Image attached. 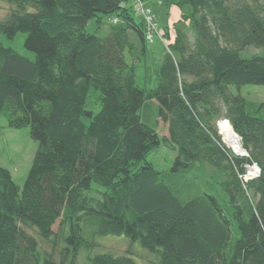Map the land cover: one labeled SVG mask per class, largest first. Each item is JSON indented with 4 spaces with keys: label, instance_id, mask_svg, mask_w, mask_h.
<instances>
[{
    "label": "trees",
    "instance_id": "1",
    "mask_svg": "<svg viewBox=\"0 0 264 264\" xmlns=\"http://www.w3.org/2000/svg\"><path fill=\"white\" fill-rule=\"evenodd\" d=\"M7 1L17 9L0 20V115L38 145L22 187L0 166V264H78L107 234L139 242L158 264H264V102L231 90L264 85V54L240 55L264 47V0H164L180 19L149 88L125 58L145 40L123 0ZM105 14L117 20L101 36ZM17 32L32 56L5 43ZM150 102L155 126L138 112ZM220 119L248 156L222 141ZM161 140L177 150L163 170L146 161ZM252 162L260 173L243 180ZM57 221L68 232L55 260L27 228L49 239ZM126 252L90 264H136Z\"/></svg>",
    "mask_w": 264,
    "mask_h": 264
},
{
    "label": "rangeland",
    "instance_id": "2",
    "mask_svg": "<svg viewBox=\"0 0 264 264\" xmlns=\"http://www.w3.org/2000/svg\"><path fill=\"white\" fill-rule=\"evenodd\" d=\"M143 1L144 3H142L144 6L151 9V7L146 4L145 0ZM122 4L129 8L131 15L135 18L136 22H140L141 20L144 21L143 16H141L140 12L136 8L134 0H123ZM27 8L29 9V7ZM162 8L165 9V6H153V10H160L159 13L154 12L157 17L153 15L155 21L159 23L165 22V10ZM13 9H17L15 2L0 0V20H3ZM113 18L114 14L102 15V25L97 31L99 35L104 36L107 34V25ZM85 29L87 32H95L97 29L96 18H92L87 23ZM24 37L25 33L17 32L13 39H5L4 41L18 52L32 56V52L26 49L23 44ZM160 42L159 38H155L151 43L146 44V54L136 63L137 82L140 87L143 85L142 79L145 75L147 88L151 87L156 79V69L161 64L166 53L165 46ZM262 54H264V47L262 46H247V48L240 52L242 57ZM125 58L128 63L133 61L132 54L128 52L125 53ZM231 90L234 93L239 92L248 101H255L258 103L264 102V85L245 84L240 87L239 91L235 87H232ZM91 91L93 92H91V97L89 99L94 101L95 93L97 94L98 91L95 89H92ZM98 107L99 106L95 107V111ZM138 112L141 115L142 120L155 126L154 119L156 115V107L154 103L150 102L145 109L140 108ZM156 129L159 135L166 136L167 127L161 120H159ZM224 142L227 143L226 141ZM37 145V141L32 139L29 134L28 126L20 128L11 127L8 125L6 118L0 115V166L9 170L12 180L19 187H22L24 183L32 163L33 155L37 149ZM176 153V148L169 146L167 142L161 140L160 144L146 155V161L151 163L156 169H168L172 165ZM52 228L54 234L49 239L39 237V235L30 228H27V230L36 237L38 242V251L41 253V256L44 255L45 252H51L53 259L57 260L58 249L64 244L63 235H66L68 232V223L59 227V222L57 221ZM83 235L86 238H90V232L86 229L84 230ZM94 241L96 244L90 248H81L79 250L77 255L78 264H90L89 257L96 253L108 252L113 255H121L126 254V250H130V256L135 260L136 264H158V255L156 252L142 247L137 241L131 243L128 237L123 234L96 236Z\"/></svg>",
    "mask_w": 264,
    "mask_h": 264
},
{
    "label": "built area",
    "instance_id": "3",
    "mask_svg": "<svg viewBox=\"0 0 264 264\" xmlns=\"http://www.w3.org/2000/svg\"><path fill=\"white\" fill-rule=\"evenodd\" d=\"M137 9L140 12L141 16L144 18V25H145V30H144V38L147 42H152L155 37L159 38L167 47L169 44L170 40L166 39L164 36L163 30L158 26L157 22L155 21L153 17V12L152 10L144 6V1L142 0H135ZM143 2V3H142ZM158 2H161V0H158ZM235 134V133H234ZM235 136L238 139V143H236V149H234L230 144V148L233 151L234 154L240 155V156H248V152L246 151L245 148L242 147L241 145V140L240 136L235 134ZM260 173V168L259 166L255 163L252 162L250 164L245 165V172L243 175H240V178L243 180L247 179H252L256 178Z\"/></svg>",
    "mask_w": 264,
    "mask_h": 264
},
{
    "label": "crops",
    "instance_id": "4",
    "mask_svg": "<svg viewBox=\"0 0 264 264\" xmlns=\"http://www.w3.org/2000/svg\"><path fill=\"white\" fill-rule=\"evenodd\" d=\"M145 2H146V4H148V5L151 7L153 13H154V12H156V13H159V12H160L159 9L153 10V6H154V5H159V6L163 5V6H165V9L162 8L163 10H165V22H163V23H159V22H158V24H159V26L165 28L167 31H168V26L171 25V28H172L173 24H174L177 20L180 19V10H179L178 7L175 6L174 4L167 5V4L164 3V2H162V3H157L155 0H145ZM162 9H161V10H162ZM156 13H154L155 17H157V16H156ZM157 21H158V20H157ZM169 30H170V29H169ZM148 43H151V42H146V41H145V51H144V53L140 52L139 49H137V50L134 52L135 57L133 58V61H131V62H134V63L136 64L138 61L141 60L142 56H144V55L146 54V52H147L146 44H148ZM160 43H162V42H160ZM162 45H164V44L162 43ZM163 47H164V46H163ZM138 52L140 53V58H137V56H136ZM162 61H163V60H162ZM136 66H137V65H136Z\"/></svg>",
    "mask_w": 264,
    "mask_h": 264
},
{
    "label": "bare ground",
    "instance_id": "5",
    "mask_svg": "<svg viewBox=\"0 0 264 264\" xmlns=\"http://www.w3.org/2000/svg\"><path fill=\"white\" fill-rule=\"evenodd\" d=\"M136 3V2H135ZM137 7V5H136ZM218 129L221 133L224 141L230 144L234 149H236V143H238V139L235 136L230 123L226 120H219L218 122Z\"/></svg>",
    "mask_w": 264,
    "mask_h": 264
}]
</instances>
